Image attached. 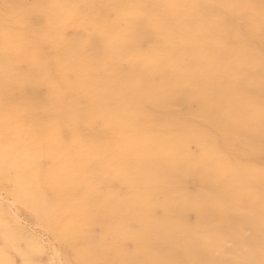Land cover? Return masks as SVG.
<instances>
[{
	"label": "bare ground",
	"instance_id": "obj_1",
	"mask_svg": "<svg viewBox=\"0 0 264 264\" xmlns=\"http://www.w3.org/2000/svg\"><path fill=\"white\" fill-rule=\"evenodd\" d=\"M31 1L16 0L13 14L0 16V264H64L54 241H91L87 229L92 224L119 239L118 218L109 217L113 224L104 220L95 206L122 213L128 208L142 232L133 235L134 254L145 264H165L164 256L174 250L149 254V247L160 250L151 240L158 222L142 217L159 192L141 186L117 195L100 188L110 179L108 166L130 158H138L136 170L157 167L158 184L164 167L176 173L201 171L205 182L211 170L209 184L217 195L209 194L206 202L221 208L248 198L241 223L255 226L259 243L246 245L239 233L235 239L246 247L244 254L264 257V0H185L189 11L200 13L181 20L130 15L137 4L156 5L153 0H61L55 38L35 28L21 9ZM110 11L127 21L124 29L116 17L97 18ZM212 11L219 14L209 17ZM78 27L88 31L84 39L76 35ZM45 57L57 59L55 76L41 65ZM20 63L26 64L24 70ZM27 87L33 88L32 96L24 93ZM14 89L23 93L17 103ZM76 93L86 96V106H79ZM183 105H188L186 113ZM102 128L108 137L101 141L97 131ZM101 159L104 168H97ZM44 160L47 169L41 167ZM228 169L233 179L226 184L221 179ZM135 180L146 179L137 175ZM232 182L239 184L229 194L226 186ZM250 183L256 188L247 195L244 187ZM164 207L163 222L178 231L181 224L172 220L185 208L174 200ZM28 211L35 227L26 221ZM225 218L214 207L199 212L206 226L222 225ZM192 249L184 250L187 256L192 257ZM96 250L90 249L104 256ZM211 252L201 239L199 253L208 257Z\"/></svg>",
	"mask_w": 264,
	"mask_h": 264
},
{
	"label": "rangeland",
	"instance_id": "obj_2",
	"mask_svg": "<svg viewBox=\"0 0 264 264\" xmlns=\"http://www.w3.org/2000/svg\"><path fill=\"white\" fill-rule=\"evenodd\" d=\"M15 1L16 0H3V1L0 0V16L1 17H5V16L8 17V16L13 14L11 12L16 7L17 2H15ZM101 1H104V0H98V2H101ZM154 1L157 4L153 5V6L144 5V4L135 5V7H134L135 12H132L130 15L139 16V17H142L144 19L161 20V19H164L166 17H173L177 20H181V19H185L189 16H193L194 14L198 15L200 13L199 9L197 10L198 11L197 13H194L193 11L192 12L189 11V7L184 4L185 0H153V2ZM28 3L29 4L23 3L21 6L22 7L21 9L26 11V13L30 14V17L32 18L31 19L32 25L35 28L41 27L43 30H45L46 34H47V38L49 36H51L52 38H55L56 33L58 31L57 27L59 25L60 17L62 14V7L64 5L61 2V0H33L31 2H28ZM152 4H154V3H152ZM24 5H26V6L23 7ZM154 6H155V8L153 9ZM144 10L149 11V13H145ZM209 14H210L209 17H211V16H216L219 13L216 11H212ZM123 16H127V15L124 14ZM114 17L118 18V14L115 13L114 11H110L109 13L102 14V15L98 16L97 18L103 22L105 20H111ZM116 21H119L118 23H119V26L121 29H124L126 27V23H127L126 20L121 19V17H120ZM180 23H183V21H181ZM78 28L75 30L76 35L78 37L84 39L87 36L88 31L85 28L83 29V27H80L79 29ZM0 44H1V39H0ZM48 44H51V43H48ZM142 48H143V51L145 53H147V54L149 53L148 52L149 50L147 49L148 46L145 43L142 44ZM53 63L56 64L57 59H55V58L51 59V57L50 58L45 57V58H43V61L41 62V65H43L44 70L47 73H49L50 76H55L56 71H57L56 65L54 66ZM51 64H52V68L50 67ZM18 67H19V69L24 70L26 68V64L20 63ZM153 80L157 81V77L156 78L154 77ZM25 92L27 93L28 96H32V94L34 93V90L31 87H27L26 90H24V93ZM22 94L23 93H21V91H18L17 89H14L11 91V95H14L12 97L14 98L16 103H17V101H19ZM76 97H77V100L79 102V106L83 107V106L87 105L88 101L86 99V96H83V94L78 95V93H76ZM187 107H188V105L182 106L184 113H186V110H188ZM97 135L101 141L105 140L108 137V134L104 130V128L99 129L97 131ZM136 159H138V158H136ZM136 159L130 158V159H128V162H122L120 164L116 163V162L111 163L108 166V169H109L108 172H110V174H108V177H110L108 183H110V184L106 183L107 185L106 184L102 185V186H100V188L103 189V188L107 187V189H109L110 191L112 189V192L114 191L113 193H115L117 195L131 193L133 191H138V190L140 191L141 188H142L141 190H144L148 193L149 192L154 193V191L159 192V194L157 196V201H156L157 203L153 204L154 206L152 204L150 206H148L149 209L151 208L149 213L142 215V217L144 219L147 217H151L152 219L156 220L159 224V225L157 224L158 228H155V230L152 232L151 240H153L159 244L158 248L160 250L158 251L157 248L154 249L153 247H149L148 252H150L149 253L150 255H152L154 257V256H157L160 253H162L161 251L167 252V250L173 249L174 250L173 255L172 254L165 255L168 258H166L164 256L165 261H166L165 264H264V257H254L252 255L244 254L243 252L246 249V247L243 245H239V243H237L236 239H235V237L237 236L236 234L239 233L240 236H242L243 240H245L244 242L246 243V245L259 243L258 242L259 240H256V238H255V232H253V231H255V229H254L255 226L249 225L246 222L241 223L242 215L247 212L246 207L248 206V204H247L248 198H245L244 200L237 202L236 205L235 204H233V205H227V204L224 205L223 204V207L221 206V208H220V206H217V205L212 206L213 204L210 201L206 202L207 196L209 194L217 195V193H213L214 189H213L212 185L209 184V180L211 179V175H212L211 170L210 171L207 170L208 171L207 177H205V178H207L208 182H205L204 178L202 177L201 171L196 172L195 170H188L185 172L182 171V172L176 173V172L168 169L167 167H164V171L162 172V176L164 177V179H163L164 184L162 182H160V184H158V183H156L157 181L154 179V177L158 174V168L156 167L157 168L156 169V168H154V166L153 167H143L142 166V168L140 169L141 171L138 169L136 170V168H137ZM66 160H70V158L67 157ZM118 166L121 169H119ZM134 166H136V167H134ZM155 166H157V165L155 164ZM41 167H42V169L49 168V162L44 160V162H42V164H41ZM101 167L104 168L103 159H101L97 165V168H101ZM122 168H123V170H122ZM127 168H129V169H127ZM131 168H133L132 170L135 169L136 171L135 170L132 171ZM112 169L114 170V172ZM122 171H124V172H122ZM145 172L146 173L148 172V174H146ZM137 175L141 176V178L146 179V180L141 182V183H138L135 180V176L137 177ZM151 176L153 179L151 178ZM170 176H172V177H170ZM113 177H114V179L115 178H117V179L114 180ZM118 179L120 180V184H122V185L119 184ZM232 179H233V172L231 169H228L224 172V175L222 176L221 180L223 183L227 184ZM153 182H154V184H153ZM117 183H118V185H117ZM126 184H127V186H126ZM141 184H143L144 186ZM151 184H153V185H151ZM156 184H158V185L156 186ZM238 184L239 183L232 182L228 186H226L227 193L231 194L235 190H237ZM7 186H8V184L5 182L4 187L7 188ZM154 186L157 188H154ZM138 188H140V189H138ZM244 188L246 189V194L249 195V192H251V190H253L256 187H253L250 183ZM78 190L81 194H83L84 186L81 185ZM231 190H233V191H231ZM166 191H168V192L165 193ZM170 193H171V195H173L172 198L169 197V196H171ZM252 198L254 199V197H252ZM168 200L169 201L174 200V201L178 202V204L181 207L185 208L184 211L176 214V217H174V219L172 220L174 222V220L176 219L175 221L181 224V227L179 226L177 228L178 231H172L174 229L172 227V225L170 223L163 222V220L165 218V214H164L165 213V210H164L165 207L163 208V205L166 202H168ZM159 203L162 206H160ZM235 206H237V207H235ZM207 207H212V208L214 207V209L217 210L218 214H223L226 217L222 225L213 227V226H206V225L201 224V222L199 220L200 209L207 208ZM95 208H97L95 211L96 215H100L104 220H106L112 224H113L112 219H110L109 217H111L112 215H115L118 218V220L116 221V227L118 229V233L120 234L119 239L118 238L114 239L110 234L106 233L102 229L103 227L100 224H95V225L92 224L90 227H88L89 229H87V232L89 231L88 232L89 236L92 239L91 241H88V242L79 241L78 243L72 244V243L64 241V240H55L54 243L58 246L60 245V247H61L62 256H63L62 260H63L64 264L65 263H68V264H106L107 261H108L107 264H119V263L120 264H125V263H127V264L128 263L145 264L143 262L144 260L142 258L137 257L134 254L136 252V249H137V244H136L137 242L134 239L133 235L134 236H135V234L140 235L142 232H141L140 228H138L139 226L136 225L132 221L131 211L128 208L125 209V207L123 208L125 211V212L123 211V213L121 212L122 210H120L118 208L107 209V208H103L100 206H95ZM224 208H226V209H224ZM154 212H156V213H154ZM156 214H158L157 215L158 217L156 216ZM153 216H156V217H153ZM239 216H240V219H239ZM25 218H26V221L29 222V224H31V226H33V227L36 226L37 220L34 218L32 212L30 213V211H28ZM233 218H235V219H233ZM159 221L161 222V224L159 223ZM117 225H119V226H117ZM99 227H101V228H99ZM90 228H91V230H90ZM94 228H95V230L93 231ZM239 229H241V230H239ZM251 229H253V230H251ZM102 231H103V234L101 233ZM90 232L93 235H90L91 234ZM133 232H135V233H133ZM177 232H178V234H177ZM160 233H162V235ZM188 234H189V236H188ZM170 236H173V237H171V239H170ZM200 236H202V237L200 238ZM48 237H49V235H48ZM165 237H167L168 239ZM205 237H207V239H204ZM183 238H184V240H182ZM201 239H203V241H205L209 245V247L211 248L212 252L210 255H208V257H203L199 253V251H200V240ZM185 240H190V242L185 241ZM253 240H254V242H253ZM95 241H96V243H95ZM81 243H83V244H81ZM186 243H188V244L186 245ZM64 244L66 246H64ZM75 244H76V246H75ZM94 244L95 245L98 244L97 247H94ZM183 244L185 247L183 246ZM109 245H111V246H109ZM87 248H89V249H87ZM97 248H99V249H97ZM187 248H191V249L193 248L194 249V250L192 249L194 251V254H192V257L187 256L186 251H184ZM90 249H92V250L97 249L96 251L100 250V252L103 251L102 253L104 254V256H102V257L101 256H95L91 253ZM175 249H177V250H175ZM121 250L123 252H121ZM104 251L106 252V254ZM176 251H178L179 253L182 252V256H184V257L181 258V255H180L181 253L178 254ZM48 252H47V256L49 258H52L53 257L52 253H48ZM108 254H110L112 256H110ZM91 256L94 258L96 257V258L94 259ZM128 256H129V258H128ZM90 257H91V259H90ZM100 257L101 258L104 257V258L101 259ZM105 258H108V259H105ZM180 259H183V260H180ZM197 261H198V263H197ZM104 262H106V263H104ZM57 263H59V259H57ZM148 264H154V263H148Z\"/></svg>",
	"mask_w": 264,
	"mask_h": 264
}]
</instances>
